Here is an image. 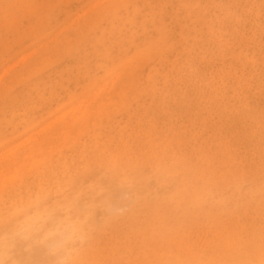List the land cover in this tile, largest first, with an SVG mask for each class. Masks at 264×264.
<instances>
[{"label":"rangeland","instance_id":"rangeland-1","mask_svg":"<svg viewBox=\"0 0 264 264\" xmlns=\"http://www.w3.org/2000/svg\"><path fill=\"white\" fill-rule=\"evenodd\" d=\"M254 263L264 0H0V264Z\"/></svg>","mask_w":264,"mask_h":264},{"label":"bare ground","instance_id":"bare-ground-1","mask_svg":"<svg viewBox=\"0 0 264 264\" xmlns=\"http://www.w3.org/2000/svg\"><path fill=\"white\" fill-rule=\"evenodd\" d=\"M241 256H242V257L244 256V261H246V260H245V255L242 254ZM247 256H248V255H247ZM248 257H249V256H248ZM249 259H251V258H249ZM252 259L255 260V256H252ZM259 260H260V258H259ZM242 261H243V260H242ZM239 262H240V261H239ZM239 262H238V263H239ZM246 262H247V261H246ZM260 262H261V261H260ZM236 263H237V262H236ZM242 263H244V262H242ZM254 264H255V263H254ZM258 264H259V263H258Z\"/></svg>","mask_w":264,"mask_h":264}]
</instances>
